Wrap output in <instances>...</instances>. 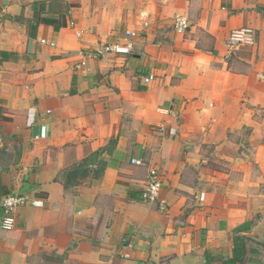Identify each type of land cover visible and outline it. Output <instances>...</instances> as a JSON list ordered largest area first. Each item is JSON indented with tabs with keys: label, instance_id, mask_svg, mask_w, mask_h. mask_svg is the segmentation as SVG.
I'll list each match as a JSON object with an SVG mask.
<instances>
[{
	"label": "crops",
	"instance_id": "0c3cea01",
	"mask_svg": "<svg viewBox=\"0 0 264 264\" xmlns=\"http://www.w3.org/2000/svg\"><path fill=\"white\" fill-rule=\"evenodd\" d=\"M0 108V264H264V0H0Z\"/></svg>",
	"mask_w": 264,
	"mask_h": 264
},
{
	"label": "built area",
	"instance_id": "2783aa9c",
	"mask_svg": "<svg viewBox=\"0 0 264 264\" xmlns=\"http://www.w3.org/2000/svg\"><path fill=\"white\" fill-rule=\"evenodd\" d=\"M175 30L177 32H184L188 27V20L183 16H177L175 18ZM79 36V34L77 35ZM135 34L130 31H126L124 37L116 43L112 44H102L97 46L93 50L80 51L81 57H86L87 55L103 58L110 55H128L133 50V38ZM43 45L54 47L55 43L52 41L41 40ZM255 44V31L250 27L236 28L230 31L224 42V48L226 51V56H231L235 52L252 47ZM84 65L81 63L80 66ZM153 78L149 77L145 79L148 83L152 81ZM0 139V146H1ZM132 164H141L138 160H132ZM163 180L161 171L152 167L149 168L146 183L141 191V200L147 203H158L162 204L163 200L160 197V191L162 189ZM28 196L24 194L10 193L3 196L0 200L1 218H0V228L3 231H11L15 228L18 219V212L24 206L28 204Z\"/></svg>",
	"mask_w": 264,
	"mask_h": 264
},
{
	"label": "trees",
	"instance_id": "16d2710c",
	"mask_svg": "<svg viewBox=\"0 0 264 264\" xmlns=\"http://www.w3.org/2000/svg\"><path fill=\"white\" fill-rule=\"evenodd\" d=\"M66 26V21H65V18L64 16L60 18V20H57L56 23L53 25V29L54 31H57L59 30L60 28H63ZM1 113H2V109L0 108V121L1 120H7V118L1 116ZM86 162H88L87 160H84L82 162V165L85 164ZM101 171V170H100ZM233 245H234V258L232 259V262L233 263H236V261H241V258L238 257V253H237V247L240 248L241 251L244 250L245 248V242H244V239L242 238H236L234 239V242H233ZM238 250V251H240Z\"/></svg>",
	"mask_w": 264,
	"mask_h": 264
},
{
	"label": "rangeland",
	"instance_id": "374dc122",
	"mask_svg": "<svg viewBox=\"0 0 264 264\" xmlns=\"http://www.w3.org/2000/svg\"><path fill=\"white\" fill-rule=\"evenodd\" d=\"M263 115H264V112H263Z\"/></svg>",
	"mask_w": 264,
	"mask_h": 264
}]
</instances>
